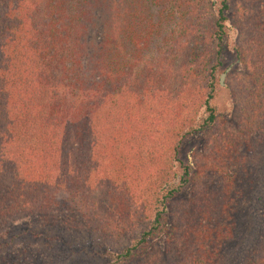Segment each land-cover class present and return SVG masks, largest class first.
I'll use <instances>...</instances> for the list:
<instances>
[{
	"label": "trees",
	"instance_id": "trees-1",
	"mask_svg": "<svg viewBox=\"0 0 264 264\" xmlns=\"http://www.w3.org/2000/svg\"><path fill=\"white\" fill-rule=\"evenodd\" d=\"M263 158L264 0H0V264H264Z\"/></svg>",
	"mask_w": 264,
	"mask_h": 264
},
{
	"label": "rangeland",
	"instance_id": "rangeland-1",
	"mask_svg": "<svg viewBox=\"0 0 264 264\" xmlns=\"http://www.w3.org/2000/svg\"><path fill=\"white\" fill-rule=\"evenodd\" d=\"M211 1L213 2L214 0H211ZM226 26H227V35L223 43V49H224L223 67L227 68L226 71H228L232 67L235 68L237 71H239V67L236 66V64L232 63L233 47L235 45V41L237 37L236 32L232 28H230L229 23H227ZM220 75L221 74H219L217 78L219 88L217 89L216 97L214 99V104L216 105L217 109L220 112L229 113L231 110V104H230V99L228 97L227 91L223 84L225 76L222 77L221 84H220L219 82ZM201 112L202 111H199V114ZM199 146H200L199 137H193L192 139L186 141L182 148V158H186V160L190 162L191 152L195 149H198ZM263 162H264V158L262 161V165L260 167L261 172H259V177L256 183L257 185H259V183L260 185L264 184V168H263L264 164ZM255 189L253 188L251 192H249L248 190L245 191L242 194L241 198L239 199V204L237 206V212L239 216V226H240L239 244L241 245V248H242V250L237 256V261H239L242 255H244L245 253V250H246L245 248L249 244V236L251 235V230L253 229V226H254L253 221H252L253 220L252 209L253 207L255 208L254 198H255V194H257ZM184 193L186 194V191ZM21 221L22 223L25 222L24 220H21ZM229 260L231 261V259ZM29 264H108V260H107V257L105 256V253L101 254L100 256L99 255L86 256L83 254L79 256L70 257L68 256V253L66 252L64 248H60L56 250L54 249L51 252V255H49V258H47L46 260H42L41 251H37V252L33 251Z\"/></svg>",
	"mask_w": 264,
	"mask_h": 264
},
{
	"label": "water",
	"instance_id": "water-1",
	"mask_svg": "<svg viewBox=\"0 0 264 264\" xmlns=\"http://www.w3.org/2000/svg\"><path fill=\"white\" fill-rule=\"evenodd\" d=\"M222 77H223V75H220V79H219L220 84H221V79H222Z\"/></svg>",
	"mask_w": 264,
	"mask_h": 264
}]
</instances>
